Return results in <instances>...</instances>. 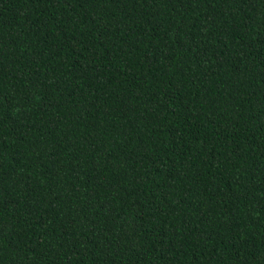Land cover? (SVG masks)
Listing matches in <instances>:
<instances>
[{
	"label": "trees",
	"instance_id": "16d2710c",
	"mask_svg": "<svg viewBox=\"0 0 264 264\" xmlns=\"http://www.w3.org/2000/svg\"><path fill=\"white\" fill-rule=\"evenodd\" d=\"M0 264H264V0H0Z\"/></svg>",
	"mask_w": 264,
	"mask_h": 264
}]
</instances>
